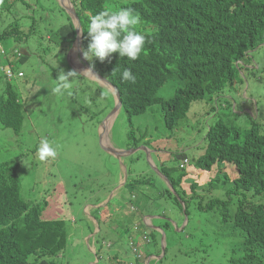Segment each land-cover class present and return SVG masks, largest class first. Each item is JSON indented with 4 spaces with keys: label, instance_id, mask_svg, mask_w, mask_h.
Returning a JSON list of instances; mask_svg holds the SVG:
<instances>
[{
    "label": "rangeland",
    "instance_id": "374dc122",
    "mask_svg": "<svg viewBox=\"0 0 264 264\" xmlns=\"http://www.w3.org/2000/svg\"><path fill=\"white\" fill-rule=\"evenodd\" d=\"M123 1L109 0V6L116 7L114 3ZM62 9L59 0H0V94L8 80L5 74L12 68L24 74L23 77L10 79V82L26 104L20 134L4 128L0 122V163L10 160L19 162L22 196L31 206L45 207L43 219H66L68 241L56 261L59 264H144L138 259L141 252L146 264H235L228 253L234 245L243 248L245 238L240 231L235 235L230 230L221 231V234L216 232L213 236L205 235L208 241L203 243L200 240L204 229L211 231L218 228L220 208L216 206L199 211L196 202L202 200L206 205L214 198L227 200L229 197L222 184L210 192L209 180L216 175L219 167L214 166L212 171L204 172L196 169L194 163L206 150L208 128L218 119L245 131L251 118L263 115L264 46L252 53V67L241 73L235 87H227L223 91L219 102L210 98L195 102L188 116L180 120L174 129L168 128L161 105L156 104L146 113L133 117L136 140L132 139L130 119L121 109L114 120H107L104 131L112 145L137 150L128 157L119 158L106 151L105 135L102 136L101 131V125L115 107L114 90L86 72L84 60L79 51H75L74 44L62 49L59 47L60 52L57 45L48 40V34L69 23L68 12ZM34 24L35 33L28 40L13 36L1 38L10 28H18L19 35L26 36L34 29ZM137 28L148 33L156 29L153 25L141 23ZM20 51L30 53L27 61H19ZM87 63L90 67L94 64L93 69L98 75L107 77L95 58ZM60 70L83 75L71 81V96L54 95L50 91V86L57 83ZM183 84L179 78H169L157 95L170 99ZM101 89L109 90L111 94L105 97L101 95ZM223 104L225 107H222ZM260 121L264 122V119L260 118ZM143 136L140 143L138 139ZM44 138L58 145L55 159H39L37 147ZM137 141L139 146L136 147ZM185 157L190 159L186 168L187 171L189 168L190 181L182 186L190 195L191 183L197 181V192L201 195V199L190 202L192 211L186 225L190 234L196 236L190 238V234L186 235L182 242H173L169 238L166 257L160 262V255L150 258L144 255L142 242L146 240L151 244L150 229L155 230L162 250L165 237L160 228L165 216L159 214L167 213V219L179 222L176 227L172 223L175 232L181 234L182 231L177 229L185 223V218L181 217L183 213L175 199L167 194L159 196V200L155 197L169 186L160 170L165 165L173 176H177ZM126 170L129 180L147 177L151 184L139 181L135 189L137 194L130 195L126 187L118 188ZM109 198L111 205H99ZM241 198L250 204H264V194H231V214L237 212V203ZM128 200L137 207L141 203L145 211L130 205ZM133 210L141 214V224L140 215L129 213ZM145 216H148L146 220ZM133 232L141 242L136 251L138 239L133 238L134 235L131 237ZM174 238L178 239L176 235Z\"/></svg>",
    "mask_w": 264,
    "mask_h": 264
},
{
    "label": "trees",
    "instance_id": "16d2710c",
    "mask_svg": "<svg viewBox=\"0 0 264 264\" xmlns=\"http://www.w3.org/2000/svg\"><path fill=\"white\" fill-rule=\"evenodd\" d=\"M124 1L114 3L116 7H110L109 0H73L83 27V49L88 45L87 25L90 17L105 8H133L141 16V25L156 27L151 33L137 28L146 37L144 51L137 60L129 61L116 53L103 62L96 59L104 74L120 91L122 110L130 119V136L135 140L134 116L144 114L153 105L160 104L168 128H176L178 122L188 116L195 102L209 98L219 102L223 91L227 87H235L241 73L252 67V53L264 46V0ZM68 18L69 23L48 38L52 45H57L58 51L59 47L62 49L73 45L77 38L74 21L69 14ZM33 32L35 24L26 36L19 35L18 28H10L1 38L13 36L28 40ZM50 54H53L52 51ZM18 55L20 62L30 57V53L25 51H20ZM125 68L137 77L135 84L122 81L121 73ZM169 78H179L184 84L177 88L172 98L158 97L159 89ZM25 105L15 86L7 80L0 94V122L4 128H10L16 134L22 132ZM260 118L264 119V113L258 118H251L250 126L245 131L218 119L208 128L206 150L194 163L196 169L204 172L212 171L214 166L219 167L216 175L209 180V189L213 192L222 184L229 197L227 200L214 198L206 205L202 200L196 202L199 211L216 206L220 208L218 228L211 231L209 228L204 229L200 240L204 243L208 241L206 236H213L216 232L221 234V231L230 230L234 235L241 232L245 238L243 248L234 245L228 253L229 259L235 264H264V204H250L241 198L237 203V212L231 214L229 210L231 194H264V122ZM142 139L144 136L138 139L140 143ZM135 146H139L138 141ZM182 163L177 176H173L172 171L163 166L161 171L169 179V186L160 190L155 198L159 200V196L165 197L167 194L175 199L183 215H190V202L201 199V195L197 192V181L191 183L190 195L182 186L190 181L189 168L187 171L188 166L182 167ZM19 168L20 164L15 160L0 163V264H59L56 257L66 248L68 223L66 219H43L45 207L28 203L22 196ZM139 181L145 185L151 184L147 177L142 180L128 178L124 187L130 195L137 194L135 189ZM180 199L185 202L186 212ZM128 202L137 207L130 200ZM137 208L145 211L141 203ZM135 210L129 213L140 215L141 224V214ZM159 215L167 216V213ZM161 227L167 233V242L169 238L173 242H182L183 237L190 234L187 227L181 234L175 232L173 223L167 218H164ZM150 230L152 243L148 244L146 240L142 242L144 255L148 258L159 256L162 252L157 232ZM175 235L178 239L174 238ZM195 236L190 234V238ZM133 238L138 239L137 235ZM139 239L137 244L140 247ZM138 259L146 264L144 257Z\"/></svg>",
    "mask_w": 264,
    "mask_h": 264
},
{
    "label": "clouds",
    "instance_id": "9594fccd",
    "mask_svg": "<svg viewBox=\"0 0 264 264\" xmlns=\"http://www.w3.org/2000/svg\"><path fill=\"white\" fill-rule=\"evenodd\" d=\"M140 23H141V16L133 8H121L118 10L105 8L99 11L94 16H91L89 19V23L87 25V33L89 38L88 45L86 49H81L84 59L89 61L90 63L94 60V58L98 59L100 62H103L105 59L109 58L113 53H116L119 55L120 58H127L129 61L137 60L143 53L146 43L145 35L137 30V25H139ZM77 27H79V25H77ZM49 35L50 34H48V37ZM92 68H94V64H91V67L86 72H90L98 80H101L92 71ZM15 73L18 74V72ZM78 76H83V75L78 74L75 71H68V72H65L63 70L58 71L57 83L54 86H50L51 93L60 96H64V95L71 96L72 93L69 91L72 88L71 81ZM121 79L124 82L135 84L137 77L132 73L130 69L125 68L121 73ZM110 94L111 93L109 90L101 89V95L108 97ZM57 148L58 145H56L54 141H50L47 138L42 139L37 147V153L39 159L41 161L55 159V157L57 156ZM145 149H147L149 153L151 152L148 147H145ZM186 160H188L189 162L182 167L189 166L190 164L189 158H186L182 163V165L185 163ZM165 218L168 217L165 216ZM172 222L174 223V221ZM186 225L184 229L186 228ZM181 227L180 229L177 228L176 229L183 231L184 229H181ZM160 230L166 233V231L162 227L160 228ZM166 237H167V233H166ZM108 246L110 247V244H108ZM138 248L139 245L136 243V248L134 250L136 251L138 250ZM140 254L142 253L140 252ZM140 254L138 257L142 258ZM161 255L162 252L159 256L160 259L163 257V256L161 257ZM153 256H157V255H153Z\"/></svg>",
    "mask_w": 264,
    "mask_h": 264
},
{
    "label": "water",
    "instance_id": "95a60500",
    "mask_svg": "<svg viewBox=\"0 0 264 264\" xmlns=\"http://www.w3.org/2000/svg\"><path fill=\"white\" fill-rule=\"evenodd\" d=\"M62 7L68 12V14L73 18V21H74V24L76 26V30H77V38H76V41L74 42V45L73 47L76 46V50L79 51V54H80V57L81 59L84 60V65L83 67H85L87 70L90 68V65L87 63V61L84 59L83 57V54H82V51L81 49H83V27H82V23H81V20L78 16V13H77V10H76V7H75V4L73 3L72 0H59ZM77 25H79V27H77ZM86 63L88 65V67L86 66ZM92 71L98 75V73L92 68ZM98 77H100L101 80H104L102 81L104 84L106 85H109L110 88H112L114 90V94H115V107L114 109L111 111V113L109 114V116L104 120L103 124L101 125V131L102 132V136H104V145H105V149L106 151H108L109 153L113 154L114 156L116 157H119L121 158L122 156H124L126 154V152H133L137 149H134L132 151L130 150H125V149H120V148H117L115 147L114 145H112V143L110 142L109 138H108V134L104 131L105 127H106V122L107 120H109L110 118H115V116L117 115V113L121 110L122 108V100H121V95H120V91L118 90V88L113 85L110 80L107 78V77H104L102 75H98ZM102 127H104L102 129ZM104 133V134H103ZM106 136H107V139H106ZM160 172H162L160 170ZM163 174V172H162ZM128 176H129V173L127 172L126 170V174H125V179L122 183H120V186L118 188H121L125 185V183L127 182L128 180ZM164 178L166 179V181L169 183V179L163 174ZM172 187V185H171ZM173 192L176 194V190H173ZM183 207H184V211L186 212V208H185V202L180 199ZM188 215L185 214V223L182 225L181 229H184L186 223L188 222ZM164 233V237H165V242L163 244V248H162V256L165 255L166 253V248H167V243H166V233L163 231Z\"/></svg>",
    "mask_w": 264,
    "mask_h": 264
},
{
    "label": "crops",
    "instance_id": "0c3cea01",
    "mask_svg": "<svg viewBox=\"0 0 264 264\" xmlns=\"http://www.w3.org/2000/svg\"><path fill=\"white\" fill-rule=\"evenodd\" d=\"M117 148H120V149H125V150H128V148H126V147H124V146H122V145H115ZM132 152H126V154L124 155V156H122V157H128L130 154H131ZM121 157V158H122ZM129 177V176H128ZM124 176H121V183L124 181ZM112 203V201H111V198H109V199H105V200H103L102 202H100L99 203V205L101 204V205H103V204H111ZM97 204V203H96ZM95 206V205H94ZM146 217H148V216H145V220H146ZM181 217H182V215H181ZM174 224L175 225H177V224H179V222L177 223L176 221H174ZM136 225H137V223H136Z\"/></svg>",
    "mask_w": 264,
    "mask_h": 264
},
{
    "label": "built area",
    "instance_id": "2783aa9c",
    "mask_svg": "<svg viewBox=\"0 0 264 264\" xmlns=\"http://www.w3.org/2000/svg\"><path fill=\"white\" fill-rule=\"evenodd\" d=\"M6 76H7L8 79H12V78H14V77H16V76L22 77V76H24V74H23L22 72L16 74L15 71L11 68V69H9V70L6 72ZM188 162H189V161L186 160L185 163H184L182 166H184V165L187 164Z\"/></svg>",
    "mask_w": 264,
    "mask_h": 264
},
{
    "label": "bare ground",
    "instance_id": "6f19581e",
    "mask_svg": "<svg viewBox=\"0 0 264 264\" xmlns=\"http://www.w3.org/2000/svg\"><path fill=\"white\" fill-rule=\"evenodd\" d=\"M112 122V121H111ZM109 126H107V128H108Z\"/></svg>",
    "mask_w": 264,
    "mask_h": 264
}]
</instances>
